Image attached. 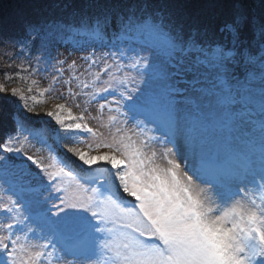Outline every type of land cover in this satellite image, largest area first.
Returning <instances> with one entry per match:
<instances>
[{"label": "snow or ice", "instance_id": "obj_1", "mask_svg": "<svg viewBox=\"0 0 264 264\" xmlns=\"http://www.w3.org/2000/svg\"><path fill=\"white\" fill-rule=\"evenodd\" d=\"M261 3L25 0V33L91 50L58 62L54 98H89L114 131L97 155L62 144L97 132L66 103L33 125L32 89L0 83V264H264ZM50 132L58 170L35 154Z\"/></svg>", "mask_w": 264, "mask_h": 264}, {"label": "rangeland", "instance_id": "obj_2", "mask_svg": "<svg viewBox=\"0 0 264 264\" xmlns=\"http://www.w3.org/2000/svg\"><path fill=\"white\" fill-rule=\"evenodd\" d=\"M14 44H7L5 47L0 49V57L2 59H5V63L12 64V66H15L17 69H23L26 68L23 64H19L18 61H16V58H12L10 53L13 51ZM91 51V50H89ZM89 51H78L73 50V47L71 46V41H68L66 43H50L47 46H45V43L39 39L36 44V50L35 53L37 55H45L48 54L50 58L52 59V65L53 69L57 71V69L61 68V64L58 63L59 61H66V63L63 65V68L67 69L68 64H71L73 60H77V58H83L87 55H89ZM99 55V53H97ZM82 59L77 60L78 66L82 64ZM95 71V69L93 70ZM64 76V79H68V73L64 72L62 73ZM10 81L8 84L9 88H20L21 90H25L27 88H31L32 92L28 93L29 95H32L36 101H38V105L34 112L29 113L26 109H23V113L29 117H32V120H40L44 118H49L46 116V112L49 110H53L55 108V105L57 103H66V109L62 110V114L64 116L68 115V109H71L72 115L79 117L81 115L84 116L83 121H69V122H81V123H87L89 127H92L94 131L97 132L96 136L88 135V134H78L77 137L71 138V143L68 142V140L61 141L62 144H67L71 147H76L82 151L89 152L91 155H97L99 153L108 151L106 148H97V143L101 141H111V135L110 131H114V129H111L108 127L109 121L107 120V116L109 115V112L107 109L104 110L103 117L100 120L93 119L94 116L97 115L96 109L98 107L97 104L92 103L89 104L88 100L89 98H83V99H76L72 98L69 100H63V99H56L54 97L59 96L61 93L64 96H67V91L65 90L64 86L61 84L60 86H54L51 82H49V79L47 75H43L41 73L36 74H24L20 71L14 72V76L9 77ZM102 79H106V77H102ZM81 80L84 82H90L91 77L82 76ZM56 88H54V87ZM96 88L90 89V91L95 92ZM111 99V97H109ZM29 104H32L33 101L29 100ZM23 104V101H22ZM79 105L78 107L76 105ZM85 109H87V112H85ZM101 124L104 125V127H101ZM100 133H103V135H100ZM57 146H55L56 150ZM68 156L71 157L72 161H75L76 163L73 164L72 162L68 163V167L72 169H76L80 171L81 176H85L87 173L83 171L84 168H87V166H83L81 162L78 161V159L73 156L71 153H68ZM41 158H44L43 155H40ZM63 157H61L62 159ZM49 162V161H48ZM47 162V163H48ZM77 165H79V168H77ZM94 168H97V171H100L101 169L98 168L97 164L93 165ZM55 170V169H53ZM130 200L132 198H129ZM118 211V210H117ZM33 243H43V241H36L33 240Z\"/></svg>", "mask_w": 264, "mask_h": 264}, {"label": "trees", "instance_id": "obj_3", "mask_svg": "<svg viewBox=\"0 0 264 264\" xmlns=\"http://www.w3.org/2000/svg\"><path fill=\"white\" fill-rule=\"evenodd\" d=\"M24 3L25 0H0V49L5 47L8 43L14 44L13 49H11L13 51L10 53L11 57L16 58V61H18L19 64H23L24 66H26V68L17 69L10 63L6 64L5 59H2L1 56L0 83L9 81V77L14 76V72L20 71L25 75L36 73L47 75L49 82L54 85L53 76L57 71L53 69L52 59L48 54L37 55L35 53L38 40L41 39L44 42L45 38L42 36L37 38L34 35H29L25 33L21 27L20 17L24 13ZM249 3L254 12H258L262 7L261 0H249ZM65 39L68 40L67 37ZM20 111L22 114H24L22 108L20 109ZM49 121H52V123H54V120L49 117L40 120H32V124L47 129V127H49ZM9 131L10 126L8 124H5L2 128H0V135H7ZM74 137H77V135L73 136L72 138ZM33 143L36 142L33 141ZM35 154L39 157L40 155H43L44 158L42 159L44 160V163L53 165V169L58 170V168L60 167V164L56 160L54 151L50 154L48 149L45 148L43 151L35 152ZM16 159L20 160L22 158L16 157ZM2 195L3 192L0 191V196ZM0 219H2V217H0Z\"/></svg>", "mask_w": 264, "mask_h": 264}]
</instances>
